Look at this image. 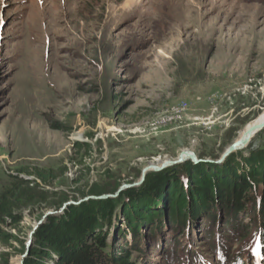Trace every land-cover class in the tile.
I'll list each match as a JSON object with an SVG mask.
<instances>
[{"label": "rangeland", "instance_id": "obj_1", "mask_svg": "<svg viewBox=\"0 0 264 264\" xmlns=\"http://www.w3.org/2000/svg\"><path fill=\"white\" fill-rule=\"evenodd\" d=\"M263 112L264 0H0V195L12 191L22 218L5 219L0 262L21 264L47 214L116 199L147 168L184 152L221 165ZM249 147L264 148V128L235 153ZM167 217L132 240L119 215L132 264H264L258 238L256 260L247 255L246 212L240 235L222 215L192 228Z\"/></svg>", "mask_w": 264, "mask_h": 264}, {"label": "trees", "instance_id": "obj_2", "mask_svg": "<svg viewBox=\"0 0 264 264\" xmlns=\"http://www.w3.org/2000/svg\"><path fill=\"white\" fill-rule=\"evenodd\" d=\"M36 175L43 183L54 179L43 172ZM11 193L10 190L0 195L2 243L11 239L2 229L7 224L5 219L12 226L22 219L12 212ZM118 205L122 206L121 212H117ZM241 212L247 213L245 222L255 232L251 242L245 244L253 263L256 238L264 248V148L249 147L244 153L231 154L221 165H193L187 161L147 175L140 188L127 189L116 199L88 200L68 207L60 215L49 216L35 232L24 264H132L131 246L122 242V232L116 227L119 215L133 240L143 227L156 228L162 218L169 220L167 216L177 226L186 223L192 228L200 218L213 222L222 215V228H229V234L240 235L246 223L239 225L235 217ZM116 238L126 249L116 251ZM237 258L218 264H242Z\"/></svg>", "mask_w": 264, "mask_h": 264}, {"label": "water", "instance_id": "obj_3", "mask_svg": "<svg viewBox=\"0 0 264 264\" xmlns=\"http://www.w3.org/2000/svg\"><path fill=\"white\" fill-rule=\"evenodd\" d=\"M264 128V123L262 125H259V126H256V127H251L249 128L248 130H246L244 132V134L235 142L233 143L230 147H228L221 155V157L216 161V163H221L223 162L228 156H230L231 154L237 152V151H240L242 149L245 148V141L246 139L252 135L253 133L257 134L259 133L262 129ZM185 160H189L191 161L192 163L194 164H197V163H201V162H208V161H203V160H197L196 157L189 153V152H184L182 154H180L178 157H177V160L174 161V162H170V161H165L160 167H150V168H147L145 170L142 171V174H141V178L139 180L138 183L136 184H133V185H129V186H123L119 189V191L123 190V189H131L135 186H138L139 184H141L144 180V174L147 170H153L154 172H158V171H161L163 170L164 168L166 167H170V166H175V165H178V164H181L182 162H184ZM107 198H111L110 196H99V197H89V198H86L84 199L83 201H80L78 202L77 204H73V205H79L80 203L82 202H86L88 200H105ZM49 216V214H47L45 217H43V219L38 222L32 229V231L30 232L29 234V237H28V241H27V245H26V251L24 253V255L22 256V262L21 264H24V260L25 258L27 257L28 255V251H29V248L32 244V241H33V237H34V234L35 232L37 231L38 227L45 221V219Z\"/></svg>", "mask_w": 264, "mask_h": 264}, {"label": "bare ground", "instance_id": "obj_4", "mask_svg": "<svg viewBox=\"0 0 264 264\" xmlns=\"http://www.w3.org/2000/svg\"><path fill=\"white\" fill-rule=\"evenodd\" d=\"M264 123V112L262 113V115L260 116V118H257V119H255V120H252L251 122H249V123H247L246 124V129H245V131L246 130H248L249 128H251V127H256V126H259V125H262ZM245 131H243V133H240L239 135H240V137L244 134V132ZM256 134L255 133H253L252 135H250L247 139H246V141H245V147L249 144V142H251V140L253 139V137L255 136ZM238 137V136H237ZM20 262V261H19ZM19 262H18V264H19Z\"/></svg>", "mask_w": 264, "mask_h": 264}, {"label": "built area", "instance_id": "obj_5", "mask_svg": "<svg viewBox=\"0 0 264 264\" xmlns=\"http://www.w3.org/2000/svg\"><path fill=\"white\" fill-rule=\"evenodd\" d=\"M184 107H185V106H181L180 108H176V109H178L179 112H182V111L184 110Z\"/></svg>", "mask_w": 264, "mask_h": 264}]
</instances>
